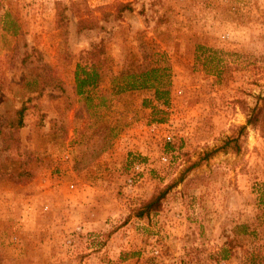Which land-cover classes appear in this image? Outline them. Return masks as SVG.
<instances>
[{"label": "rangeland", "instance_id": "obj_1", "mask_svg": "<svg viewBox=\"0 0 264 264\" xmlns=\"http://www.w3.org/2000/svg\"><path fill=\"white\" fill-rule=\"evenodd\" d=\"M7 10L21 32L0 20V264H264V137L247 124L264 97V0H0ZM99 42L105 103H86L74 66ZM197 45L213 51L205 67ZM141 46L171 68L163 122L148 91L110 93Z\"/></svg>", "mask_w": 264, "mask_h": 264}, {"label": "trees", "instance_id": "obj_2", "mask_svg": "<svg viewBox=\"0 0 264 264\" xmlns=\"http://www.w3.org/2000/svg\"><path fill=\"white\" fill-rule=\"evenodd\" d=\"M118 8L119 12L132 10L131 6L127 3H120ZM0 20L1 29L4 32L12 35L20 34V24L10 10L5 11ZM198 51L203 56L201 64L205 67L206 61L210 60L213 51L197 45ZM104 54V44L99 42L81 53L75 63L73 71L74 93L82 96L86 103H91L94 97L98 99L99 104L105 103L106 90L99 87L102 80V72L106 64ZM171 86V68L165 53L158 48L146 49L141 46L140 54L132 58L127 57L123 60L120 70L112 76L110 93L121 94L127 91H148L150 97L143 99V106L151 109L155 122H163L167 115L166 108L170 105ZM260 102V105L257 108L255 107L256 109H252L248 115L247 124L257 126L264 137V97H261ZM17 114L19 117L22 116L23 106L18 109ZM21 123L22 120L20 119L18 126ZM245 128L246 126L242 125L239 127V131L244 133ZM237 144L238 135H234L224 141L223 148L228 146L238 148ZM213 151H210L209 155ZM166 193V190H160L148 199L140 202L134 209V215L141 218L156 212ZM127 255V252H123V257Z\"/></svg>", "mask_w": 264, "mask_h": 264}, {"label": "built area", "instance_id": "obj_3", "mask_svg": "<svg viewBox=\"0 0 264 264\" xmlns=\"http://www.w3.org/2000/svg\"><path fill=\"white\" fill-rule=\"evenodd\" d=\"M165 138H166L167 141L171 140V136H169V135H167ZM163 159L165 160L166 158L163 157Z\"/></svg>", "mask_w": 264, "mask_h": 264}]
</instances>
